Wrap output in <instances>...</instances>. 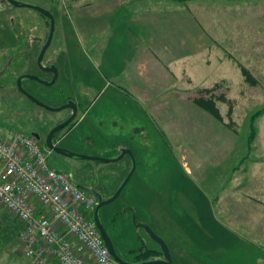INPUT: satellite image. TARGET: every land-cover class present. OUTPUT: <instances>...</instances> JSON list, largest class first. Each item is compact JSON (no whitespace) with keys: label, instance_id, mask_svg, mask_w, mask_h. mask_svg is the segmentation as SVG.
Wrapping results in <instances>:
<instances>
[{"label":"crops","instance_id":"0c3cea01","mask_svg":"<svg viewBox=\"0 0 264 264\" xmlns=\"http://www.w3.org/2000/svg\"><path fill=\"white\" fill-rule=\"evenodd\" d=\"M79 1L72 0V6ZM125 1L129 0H120L116 7L104 6L97 13L116 12ZM153 2L146 0L138 9L125 6L121 18L108 27L104 23L97 37L84 26L85 38L76 37L77 45L70 44L80 52L72 57L64 55L61 67L65 75H81L78 89L71 80L67 84L79 102L88 100L77 123L66 132L73 133L95 109L97 123L90 125L100 126L93 125L100 132L98 139L113 143L115 155L123 148L130 149L136 169L129 182L137 177L139 186L148 188V208L142 221L166 241L174 264H209V258H217V252L232 243V228L220 220L231 227L232 220H256L249 227L264 237V132L259 128L264 124V114L255 121L252 145L247 141L246 148L239 150V136L227 123L222 125L224 119L220 123L195 100L187 108L183 95L216 84L231 92L230 77L241 73L234 59L239 60V55L256 62L264 59L263 41L257 31L264 29V9L256 13L252 0H161L166 6L163 10L160 7L158 14ZM250 15L254 20L248 22L246 16ZM98 71L103 78L96 76ZM110 77L120 83H112ZM109 89L114 100L105 96ZM148 91L158 93L156 105H149ZM118 97L126 98L120 107ZM132 101L139 104L141 116H135ZM216 105L227 109V103L217 101ZM148 106L153 115L148 113ZM233 106L234 118L239 109ZM179 109L184 117L176 115ZM160 112L163 117L156 116ZM157 142H161L159 147ZM237 150L240 155L236 157ZM166 153L180 163L186 175L193 174L196 189L188 191L178 174L158 182L153 179L151 173L163 169L161 158ZM153 156L158 157L156 163ZM114 163L119 165L113 174L119 187L133 164L128 155ZM1 214L0 230H6L3 239L7 244L0 253V264H30L19 250V222L6 210ZM239 226L234 228L235 234L246 232L241 223ZM116 244V252L123 259L137 256L145 246L126 251V256Z\"/></svg>","mask_w":264,"mask_h":264},{"label":"rangeland","instance_id":"374dc122","mask_svg":"<svg viewBox=\"0 0 264 264\" xmlns=\"http://www.w3.org/2000/svg\"><path fill=\"white\" fill-rule=\"evenodd\" d=\"M34 2L40 6H43L47 9H49L53 14L55 18V30L52 37L51 42V48L46 53L47 56L54 53L56 59H57V66L59 68V77L55 84H53L51 87L47 86H41L39 87L38 91H31L28 92L33 96L39 97L40 101L43 103L57 108L64 104H66L70 100H76L77 94L71 91L70 86L67 84L69 80L72 81V84L78 89L81 87V75H65V70L63 67H61V59L64 55H67L72 57V55L76 52L78 54L80 52L79 47H75L74 49L70 48V44L72 46L77 45L76 37L85 38V31L84 26L89 27L90 30H92L93 37H97V34L101 32L104 23L105 26L108 27L110 25V22L117 21L121 18L122 8L132 6L133 8H140L145 5L146 0L137 2L134 0L125 1L123 4V7L118 9L116 12H109L106 15H103L102 13H97V10L101 12V10L104 6H114L118 5L120 0H80L78 3L74 4L72 6V0H68L66 5H63L56 0H27ZM153 5L156 9H154V12H157L155 10H158V14H160V7L161 9H165L164 3H161V0H152ZM252 0L251 5H254V10L257 13V10L264 9V0ZM149 3V0H148ZM258 4V6H257ZM66 6V7H64ZM81 6V8H79ZM88 6H91V8H87ZM257 6V9H256ZM68 12L69 14H67ZM34 14V15H33ZM36 15V16H35ZM11 17L15 18V25L20 30H24L26 28V24L34 25L35 20L39 21V29L35 30L33 33L29 32V35H36L37 37H40L41 40L45 38V36L48 33V27L46 26L47 23L44 20L43 17L37 18V13L32 12L29 13L27 10H19L15 9L11 12H0V18L7 28V30H10L12 28L11 26ZM248 22L254 20V16H246ZM46 24V25H45ZM14 29V28H13ZM16 31H18V28H15ZM11 31V30H10ZM258 34L260 33L259 39H262L263 43L260 45L264 46V29L257 30ZM9 32V31H7ZM14 33V32H13ZM263 33V35H261ZM15 35V34H13ZM8 36H11L9 34ZM1 38V37H0ZM8 43L14 44V39H8ZM261 42V41H260ZM69 46V47H67ZM76 49V50H75ZM10 55L8 56L9 59V67H8V75H2L0 78V84L4 86V88L0 87V137L8 138L13 136L16 133H21L26 136H32V133L38 129H42L44 131H47L48 129L55 127L58 125L59 122L63 121L64 119H67L69 117V111L67 109H63L61 111H50L47 110L38 104L34 103L30 99H28L25 95H23L19 90H17L15 86L16 79L20 73H26L29 71L32 66L29 65L28 61H22L19 60L16 56L17 55V49L9 50L8 51ZM67 52V53H66ZM11 54L14 56L13 58H9ZM46 56V57H47ZM33 57V54L30 56ZM54 59V58H53ZM74 60L73 58H71ZM236 62H238V66L245 67L253 76V78L257 81V84L251 85L248 82L245 81L243 75L235 74L232 75L230 78L232 79V87L233 91H226L227 89L222 88L218 84L215 90L209 91L208 89H203L201 91H194V92H186L183 95V99L185 101V104L187 108H191L190 105H192L193 101L198 99H212L215 101V104L217 101L227 103V109L228 113L226 114V108L220 105V110L223 112L224 118L222 117V120L217 119L222 125H226L229 129L233 130L235 133L238 134L239 139L237 141V149H244L246 148L247 141L249 146L253 143L252 136L253 131L250 126L251 124V118L256 113H259L264 109V59H259L257 62L256 60H246L243 58H240L239 60L234 59ZM11 62V63H10ZM240 62L243 64L241 65ZM251 65V67H250ZM241 70V67H240ZM99 74L96 76H99L98 78H103V74L98 71ZM108 80L111 81L114 84L120 83V81L115 77H110ZM242 88L240 89V83ZM35 83L34 81H25V86H30L31 84ZM215 86V85H214ZM213 86V87H214ZM210 88V89H213ZM113 89V87H110ZM107 90L105 92V96L109 97L110 99L114 100V92L113 90ZM238 89V90H237ZM215 91V92H214ZM158 93L154 91H148V102L151 103V105H156L158 102L155 100L156 95ZM225 97L226 102L220 100V97ZM124 97V96H123ZM230 97V99H228ZM119 98L118 106L120 107L121 100H125L124 98ZM164 98L162 97V100ZM233 101H232V100ZM88 99L83 98L81 101L82 103H85ZM133 102V101H132ZM163 102V101H162ZM134 103V102H133ZM164 103V102H163ZM197 103V102H196ZM198 104V103H197ZM233 104L238 105V111L236 116L233 118L232 112H233ZM199 105V104H198ZM200 106V105H199ZM225 106V105H224ZM123 107V106H122ZM201 107V106H200ZM217 107V105H216ZM230 107H232L231 115L229 114ZM139 104L135 101L132 109L135 111V116H141V113L139 112ZM186 108V109H187ZM202 108V107H201ZM218 108V107H217ZM203 109V108H202ZM95 109H93L88 116V119L85 120L83 125H80L73 133L67 137L65 141H63V146H68V150L82 154L87 156H98L101 158H107V159H114L120 155V152L115 155L114 152H117L114 150V147L111 145L113 143H109L107 140L106 142L104 140L98 139L100 137V132L98 129L96 131L93 128V125L96 126V128H99L100 126L93 124L90 125V122L97 123L95 119ZM164 112V111H163ZM246 112V115H245ZM148 113L154 114V110L151 109L148 106ZM176 115L180 117H184L185 114L182 110H177ZM221 114V113H220ZM156 116L163 117L164 114L161 112L157 114ZM222 116V115H221ZM227 116V117H226ZM259 115L258 117H260ZM192 117V116H190ZM159 118V117H158ZM227 118V119H226ZM160 119V118H159ZM226 119V120H225ZM257 119V118H256ZM226 121V122H225ZM156 125H154L155 127ZM90 127L92 128V131H90ZM259 128L262 132H264V124L261 123L259 125ZM157 131V130H156ZM155 135V131L152 133ZM108 135V133H107ZM33 137V136H32ZM92 140L93 142L89 141ZM38 144L43 148L47 149L43 146L42 143L38 142ZM108 147L106 148L105 146ZM157 147L161 145V142L156 143ZM66 148V147H65ZM48 150V149H47ZM238 151V150H237ZM240 155L239 151L236 153V157ZM56 156L58 155H51L49 153L48 157V165L56 170L60 171H66L65 168H62L57 162H56ZM234 156V157H235ZM180 158V157H179ZM191 160V156L189 157ZM67 163L70 165L76 166L77 173L83 175L82 177H87L91 182L93 188L96 190L102 187L103 185L107 186L105 187V191L107 194H112L115 189L118 187L119 183L116 181L115 178H113V174L115 170H117L119 167L118 163H104L100 161H94V160H88V159H82V158H64ZM156 163L158 160V157L153 156L152 161ZM163 169L159 168L160 171L155 170L152 175L155 176L153 178L156 182L164 180L165 178H170L176 174L179 175L181 178V183L186 186L188 191L196 189V186L194 184V176L186 175L185 172L182 171L181 165L179 162H174V157H171L168 153L162 156L161 158ZM160 161V163H161ZM171 164V166H170ZM234 165H237L236 162L233 163ZM157 166V165H156ZM68 172V171H66ZM79 176V175H78ZM168 176V177H165ZM77 178V177H76ZM75 179V178H74ZM137 177H133L130 182L125 186L122 193L109 205L106 206L107 213L113 215V222L111 226V231L115 236L116 242H118V247L120 251L125 253L126 256H129L126 254V251L130 249H138L141 247V245H145V248L148 247V237L145 235V232L143 230L141 234L142 241L138 239V232L135 229V225L133 222V212L135 214V218H137L138 221L144 220V213L146 212V208H148V188H142L139 186V182L137 180ZM116 187V188H114ZM87 192V191H86ZM194 192V191H193ZM91 194V193H90ZM94 195V194H92ZM94 197H96L94 195ZM96 199V198H95ZM131 209H133L131 211ZM3 211L0 212V217L2 218ZM145 211V212H144ZM82 213L86 217H92L93 214L88 213L87 211L83 210ZM17 220V219H16ZM149 220V219H148ZM18 221V220H17ZM19 222V221H18ZM152 225L151 221H149ZM220 222L229 227L231 229V239L232 243L228 242L229 247H226L224 251L217 252V258H209L208 263L209 264H264V237L260 235H256L253 231V227L250 228V226H253L256 223V220L248 219L245 221H231L233 227L230 226V224L227 221L220 220ZM236 222L238 224H236ZM240 223L245 228L244 231H239L240 233L235 234L234 228L240 227ZM20 224V223H19ZM3 225V219L0 224ZM155 229L160 232V229L156 225L153 224ZM4 227V226H3ZM153 227V228H154ZM7 232L6 230L2 231L0 230V253L4 248L6 247V242L3 239V235L6 236ZM158 234V233H157ZM139 255V254H138ZM140 256V255H139ZM30 262V261H29Z\"/></svg>","mask_w":264,"mask_h":264},{"label":"built area","instance_id":"2783aa9c","mask_svg":"<svg viewBox=\"0 0 264 264\" xmlns=\"http://www.w3.org/2000/svg\"><path fill=\"white\" fill-rule=\"evenodd\" d=\"M49 153L34 136L0 137V212L19 221L21 254L30 264H120L93 216L82 213H94L96 197L68 172L51 168Z\"/></svg>","mask_w":264,"mask_h":264},{"label":"flooded vegetation","instance_id":"af4514ba","mask_svg":"<svg viewBox=\"0 0 264 264\" xmlns=\"http://www.w3.org/2000/svg\"><path fill=\"white\" fill-rule=\"evenodd\" d=\"M16 1L20 2V4L14 5L9 0H0V12L1 11L3 13L11 12V11H13L15 9L27 10V11H29V13L35 12V13H37V18H41V17L44 18V20L47 23V25L46 24L45 25L48 27L47 28L48 29L47 35L45 36V38L43 40H41L40 37H37L35 34L32 35V36L29 35V32L33 33L35 30L39 29V21H38L39 19L37 21L35 20L36 26L29 25V24L25 23L26 24V28L24 30H20L19 28H22V27H17L15 25V23H16L15 22V18L11 17V21H10L11 22V26H12V28L10 29L11 31L7 30V28L5 27L3 22L0 21V37H1L0 38V78H1L2 75H8V73H9L8 72V67H9L8 56L10 55V53L8 51L9 50H13V49H17V55H16V56H18L17 58L19 60H22V61H28L29 65L32 66V68L29 71H27L26 73H20L18 75L17 79H16V82H15V86H16L17 90H19L23 95H25L19 89L18 84H17V80H18V78L20 76L25 75V74L26 75H35V76H38L42 80H44V81L49 83V82L52 81V79L54 77V74H53V72H50L47 69H50L53 65H55L57 67V69H58V66H57V59H56L54 53L50 54L49 56H47V54H46L51 48V42L52 41L50 42V44H49V46H48V48H47V50H46V52L44 54V57L42 59V67L38 65V57L40 55V52H41L42 48L47 43L49 32H50L51 24H50L49 18L46 15L42 14L39 10L34 8V6H40V5H38V4L34 3V2H31V1H27V0H16ZM22 3H26V4H28V6H23ZM40 7H43V6H40ZM43 8H45V7H43ZM45 9L48 10L51 14H53L49 9H47V8H45ZM0 20H1V18H0ZM15 28H18V31H16ZM7 31H9V32H7ZM9 34H11V36H8ZM13 34H15V35H13ZM7 38L8 39H14V44L11 45L12 43H8L9 41H7ZM32 54H33V57H30ZM13 57L14 56L11 54V56L9 58H13ZM58 77H59V71H58ZM57 80H56V82H57ZM25 81H34L35 83L31 84L28 87V86L24 85ZM52 85L53 84L48 85L46 83L40 82L38 80H33V79H23L22 80V88L26 92L38 91L39 87H41V86L51 87ZM0 87L4 88V86H2L1 84H0ZM34 97H36V96H34ZM36 98L40 99L39 97H36ZM70 101H73L76 104L77 115L75 116L73 121L67 127L62 129L61 131L57 132L54 135V137H53L54 146L60 147V148H65L66 147L65 149H67V150L69 148H68V146H63V141H65L67 139V137H69L70 134H68V132H66V131H68L69 128L73 127V125H75L77 123V121L79 120V112L81 111L82 105H83L82 102H79V101L76 102V100L75 101L74 100H70ZM70 101H68V102H70ZM66 109L69 111V117H70L72 115V113H73V110L71 108H66ZM67 119H64L63 121L59 122L58 124L63 123ZM53 128L54 127L48 129L47 131H44L42 129H38V130L33 132L36 135H39V137L36 138V139H37L38 142L42 143L45 148H47V136H48V133ZM48 151L51 153V155L55 154V155L59 156V157L56 156V162L62 168H65V170L68 169L66 171H68V173L73 177V179L75 178L74 180H75V182L78 184V186L80 188H82L85 191H87L88 193L94 194L96 196L97 204L95 206V210H94V213H93V217H94L95 214H96L98 205L100 203V199L98 198V195H101L102 196V201H105V200L109 199L114 194L115 191L112 194H107V192L104 189L105 185H103L102 187H99L100 190L99 189L96 190L95 188H93L92 182L87 177H82L83 175L78 174L76 166L72 167V165L67 163L65 161V159H64V158L69 159V158H76V157H68L66 155H63V154H60V153H56L54 150H50V149H48ZM107 205H109V204L103 205V206H101L99 208V210L97 211V217H98V220L100 221V223L104 226V228H105L106 232L108 233L109 237L111 238V240L113 242V245H114V248L116 250L117 249V244H116L115 236H114V234L111 231V226H112V222H113V217H112L113 215L107 213V210H106V206ZM136 223H146V222H144L142 220L138 221L137 218H135V222H134V225H135L134 227H135V229L138 232V234H137L138 239H140L142 241V237H141L142 235L141 234H143V233H142L141 230L144 231V229L136 228ZM145 235H147V234L145 233ZM147 237H148V251H150V252L153 251V252H155V254L153 256L149 257L146 260H153V259L161 258L162 257V252H161L160 247L158 246V244L153 242L150 239L149 236H147ZM143 248H145V247H143ZM143 248H142V250H143ZM124 259L129 261V262H136V263L146 261V260H143V259H139V255L138 254H137V256H134V257H131V258L127 257V258H124Z\"/></svg>","mask_w":264,"mask_h":264},{"label":"water","instance_id":"95a60500","mask_svg":"<svg viewBox=\"0 0 264 264\" xmlns=\"http://www.w3.org/2000/svg\"><path fill=\"white\" fill-rule=\"evenodd\" d=\"M12 4L17 5L20 4V2L16 1V0H9ZM23 6H28V4L26 3H22ZM35 9L39 10L42 14L46 15L49 20H50V32H49V36H48V40L47 43L44 45V47L42 48L40 55L38 57V65L42 67V59L44 57V54L52 40L53 34H54V30H55V18L54 16L45 8L40 7V6H34ZM50 72H53L54 77L52 79L51 82H46L44 80H42L40 77L35 76V75H22L18 78L17 80V84L19 89L26 95V97L28 99H30L31 101H33L34 103L38 104L39 106L50 110V111H61L63 109L66 108H71L73 110L72 115L63 123L58 124L57 126H55L49 133L47 136V148L50 150H54L56 153H60L63 155H66L68 157H77V158H82V159H88V160H94V161H100V162H104V163H114V162H119L120 160H122L126 155L130 156L131 160H132V169L131 171L128 173V175L126 176V178L124 179V181L121 183V185L117 188V190L114 192V194L107 200L102 201V196L98 195V198L100 199V203L98 205L97 211L99 210V208L103 205L109 204L112 201H114L124 190L125 186L127 185V183L129 182L131 176L133 175V173L135 172L136 169V163H135V159L134 156L131 152L130 149H126L123 148L120 150V155L114 159H107V158H101L98 156H87V155H82L70 150H67L65 148H60V147H56L53 144V137L54 135L61 131L62 129H64L65 127H67L75 118V116L77 115V109H76V104L73 101H70L60 107L54 108L51 107L45 103H43L42 101H40L39 99H37L36 97H34L33 95H31L30 93L26 92L23 88H22V80L23 79H33V80H38L40 82L46 83L48 85L54 84L56 82V80L58 79V69L55 65H53L50 69H47ZM32 136H34L35 138H38L39 135H36L35 133H32ZM133 209H131L132 211ZM97 211L94 218V221L98 227V230L107 246V248L109 249L111 255L113 256V258L119 262L120 264H174L172 261V257L169 251V247L166 243V241L159 235L157 234L147 223H136V228H142L144 229V231L147 233V235L150 237V239L155 242L156 244H158V246L161 249L162 252V257L158 258V259H153V260H146L143 262H129L127 260H124L122 257H120V255L116 252L113 242L111 240V238L109 237L108 233L106 232L104 226L100 223V221L98 220L97 217ZM133 222H135V214L133 212Z\"/></svg>","mask_w":264,"mask_h":264},{"label":"trees","instance_id":"16d2710c","mask_svg":"<svg viewBox=\"0 0 264 264\" xmlns=\"http://www.w3.org/2000/svg\"><path fill=\"white\" fill-rule=\"evenodd\" d=\"M241 67V72H242V75L245 79L246 82H248L249 84L251 85H255L257 84V81L253 78V76L251 75V73L243 66H240ZM217 87V85H215L213 87V89H208L209 91H212V90H215ZM220 100L222 101H227L225 97H220L219 98ZM196 102L205 110H207L208 112L212 113L217 119L219 120H222V116L218 110V108L216 107V104H215V101L212 100V99H198L196 100ZM231 112H232V107H230V110H229V114L231 115ZM264 114V109L262 111H260L259 113H256L255 115L252 116L251 118V128H252V131H253V140L255 138V134H256V128H255V121H256V118H258L259 115H263ZM118 188V187H117ZM117 188L115 189V191L117 190ZM145 247V246H144ZM139 259H143V260H146L148 259L149 257L153 256L155 254V252L153 251H148V248H143V250L141 249L139 251Z\"/></svg>","mask_w":264,"mask_h":264}]
</instances>
